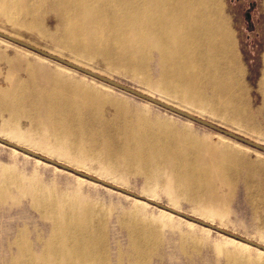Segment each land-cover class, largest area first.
<instances>
[{
    "label": "bare ground",
    "instance_id": "bare-ground-1",
    "mask_svg": "<svg viewBox=\"0 0 264 264\" xmlns=\"http://www.w3.org/2000/svg\"><path fill=\"white\" fill-rule=\"evenodd\" d=\"M0 18L14 28L10 35L0 32L21 41L23 31L41 36L53 44L46 51L62 58L66 51L89 60L101 59L109 69L125 72L152 93L145 94L155 97L159 93V100L169 105L167 100L173 101L183 111L208 112L254 133L264 126V68L259 82L262 106L255 108L242 84L245 73L237 39L222 0H0ZM51 18L58 23L55 34L48 29ZM0 42L35 55L39 62L50 61L67 73H77L5 39ZM8 47L0 49V61L9 67L6 87L0 88V135L14 141L27 137L31 142L29 134L35 128L45 140L79 153L88 147L97 150L100 157L111 160V171L121 167L147 179L168 172L170 196L180 194L204 210L210 208L203 204L214 203L221 217L232 208L238 183L249 196L257 194L264 201V163L232 150L216 154L214 147L204 148L198 139L179 133L170 124L144 115L135 119L119 104L115 115L107 118L105 98L98 91L61 71H47L23 57H7ZM24 120L29 121V128L24 127ZM41 177L38 169L27 173L0 164V209L13 210L25 199L49 225L47 236L38 233V226L33 231L25 225L8 237V257L3 264H114L113 260L152 264L165 245L166 234L178 231V246L186 255L188 248L199 251L206 244V237L185 233L180 224L177 227L171 218L175 214L161 209L171 217H148L146 206L150 204L133 198L138 206L123 210L116 220L127 232L129 246L118 250L114 259L107 231L117 209L86 194L82 183L63 190ZM252 230L264 240V222ZM234 241L242 245L241 253L230 251L225 244L213 245L226 264H264V251L258 249L259 256L252 257L245 252L252 246Z\"/></svg>",
    "mask_w": 264,
    "mask_h": 264
},
{
    "label": "rangeland",
    "instance_id": "rangeland-1",
    "mask_svg": "<svg viewBox=\"0 0 264 264\" xmlns=\"http://www.w3.org/2000/svg\"><path fill=\"white\" fill-rule=\"evenodd\" d=\"M222 2L225 5L227 15L231 21V27L233 26L232 29L235 31L234 33L237 39V53L240 57L239 59L245 73L242 79V82L244 83L242 84L246 86L248 96L250 100L253 101L254 107L259 108L262 106L259 82L262 79V71L264 68V0H222ZM0 20V30L8 32L7 34L9 35L12 34V32H14V28H12L13 26L1 18ZM53 20L54 19L52 18L49 19L47 24L50 32L55 34L57 33L58 23ZM22 33L24 42L31 45L34 44L33 46L45 51L46 49L48 50V48L53 47V44L50 41L45 40L41 36L36 34L32 35V33L28 31H23ZM8 46L0 42L1 50H5V48L8 47L7 57H23L28 61L43 65L47 71H61L65 73L67 77L72 78V80L85 83L93 90L98 91L105 98L104 106L107 118H112L115 115L116 104H119L124 109H127L130 115L135 119L144 115L152 121L170 124L175 127L179 133L188 134L198 139L201 142L200 145L204 148L210 149L209 146L214 147L216 154H221V151L225 149L232 150L251 161L264 163V154L222 137L210 129L189 122L183 117L172 114L156 105L149 104L136 97L121 93L114 89H106L104 88L106 86L102 85L104 86L102 87L100 83L94 82L91 79L86 80L78 73H67L66 71H63V69H59L57 65L50 61L39 62L38 57L35 55H28L23 49L15 45ZM62 56L68 61L79 62L86 67L98 71L97 73L130 88L141 92L143 91V93H150L138 80L127 75L125 72L109 69L101 59L89 60L66 51L62 53ZM77 59L79 61H76ZM35 67L42 71V69H40L41 67L38 65H35ZM8 69L9 67L6 61H0V88L2 86L6 87L4 78ZM153 71L155 73L154 67ZM22 74L23 73H21L20 77L25 79L26 76H22ZM153 95L155 96L154 98L158 100L161 98L159 93ZM167 101L170 102V105L175 104L173 101ZM189 113L264 146V131H261L264 130V126L262 129L254 133L243 129L242 127L233 125V123L226 121L225 118L211 115L208 112L190 108ZM23 125L25 128H29V121L24 120ZM99 128L102 131L101 125ZM30 133L32 134H29V137L32 139L31 142L27 137L21 141H14L0 135V139L21 146L55 162L62 163L72 169L114 184L146 199L168 206L193 218L220 227L245 239L264 245V240L258 238L256 233L252 230L253 227H257L264 222V201L261 202L262 199H259L257 194H252L250 197L242 183L236 184V197L233 199L234 202L232 208L230 206L231 209L229 208L228 210L229 213H226L224 214L225 216L223 215V217H221L219 216L217 207L214 206V203L203 204L210 208L209 210H204V208H200L198 205H193L180 194L176 197L170 196L168 191V188L170 187L168 184V172L147 179L144 175L130 173L121 167L115 168L114 171H111V160L109 158L104 159L103 157H100L97 150L95 151L91 147H88L87 151L79 153L73 147L69 149L67 145L57 144L54 140H45L41 133L35 128L30 131ZM0 164H2V166H17L19 169L24 170L27 173H33L35 169H38L42 176L41 178L45 180V183L51 185L56 184L58 188L63 190L75 187L78 183H82L86 194L89 193L93 198L104 202L109 207L114 206L117 209V212L113 215V223L109 224V229L107 231L108 242L110 245L108 249L113 254V258L115 259L118 250L125 251L129 246L127 232L118 227L116 220L123 210H131L138 206L133 197H128L127 195L116 191H110V189L102 185H92L90 181L78 179V175L68 173V171L63 172V169H57V167L50 165L49 163H38L34 157H27L23 152L15 153L12 150V147L2 143H0ZM139 200L147 202L145 199ZM12 209L13 210L10 211L7 210V208L0 209V264H3L8 257V237H13L21 227L23 228L26 225L31 229L33 228L32 230L34 231V227L38 226V233L43 236H47L48 234V223L42 221L37 213L31 209L28 200L24 199L23 204L17 205V208L14 207ZM146 209V216L148 217H159L160 215L171 217V215L160 211L161 209L154 207L153 205H147ZM171 218L177 227H179V224L182 226V230L185 233L188 232V234L198 236L199 238L206 237V244L205 246L200 247L199 251H196L198 249L188 248L189 255H186L178 246L177 240L179 237V231L174 234L168 232L166 234L165 245L156 253L152 264H226L224 257L218 256L215 252V245L225 244L229 247L230 251H235L236 253H241V250H244L242 245L220 233L213 230L210 231L211 233H208L206 227L192 225V223L179 219L176 216L174 217V215ZM108 221H111V216L108 217ZM35 236L36 235L33 234V237ZM245 252H248V255L250 254L252 257H258L260 254L258 249L252 247ZM262 260L264 262V257ZM113 261L114 264H117L115 260Z\"/></svg>",
    "mask_w": 264,
    "mask_h": 264
},
{
    "label": "water",
    "instance_id": "water-1",
    "mask_svg": "<svg viewBox=\"0 0 264 264\" xmlns=\"http://www.w3.org/2000/svg\"><path fill=\"white\" fill-rule=\"evenodd\" d=\"M0 38L5 39V40H7V41H9V42H11L13 44H16V45H18V46H20V47H22L24 49H27V50H29V51H31L33 53H36V54H38V55H40V56H42L44 58H47V59H49L51 61L56 62L58 64H61V65L65 66V67H67L69 69H72L73 71H75V72H77L79 74L87 76L88 78L94 79V80H96V81H98L100 83H103L104 85L112 87V88H114L117 91L123 92V93H125L127 95L136 97V98L141 99L143 101H146V102H148L150 104L156 105V106H158V107H160V108H162V109H164V110H166V111H168V112H170L172 114H175V115H178L180 117H183V118H185V119H187L189 121H192L195 124L203 126V127L207 128V129H210V130H212V131H214V132H216V133H218L220 135L226 136V137H228V138H230V139H232V140H234V141H236L238 143H241V144L246 145V146H248V147H250L252 149H255V150L259 151V152L264 153V146L263 145H261L259 143H256V142H254L252 140H249L247 138L241 137V136H239V135H237L235 133H232V132H230V131H228L226 129H223V128H221V127H219V126H217V125H215V124H213L211 122H208V121H206L204 119H201V118H199V117H197V116H195V115H193L191 113H188V112L183 111V110H181L179 108H176V107H174L172 105L164 103V102H162V101H160V100H158V99H156L154 97H151V96H149V95H147V94H145V93H143L141 91H138L136 89L130 88V87H128V86H126L124 84H121V83H119L117 81H114V80H112V79H110V78H108V77H106L104 75L96 73V72H94V71H92L90 69H87V68H85V67H83L81 65H78L76 63H73L71 61H68V60H66V59H64L62 57L56 56V55H54V54H52V53H50L48 51L42 50V49H40V48H38L36 46H33V45H31V44H29L27 42L18 40L16 38H13V37L5 34V33L0 32ZM0 143H3V144H5V145H7L9 147L17 149L18 151H21V152H23L25 154H28V155L34 157L35 159H39L41 161H44V162L49 163L51 165H54V166H56L59 169H63V170L68 171L70 173H74L75 175H78V176H80L82 178H85L87 180H90V181H93L95 183L101 184L104 187L113 189V190H115V191H117L119 193L128 195V196L136 198V199H145L147 201V203H149L150 205H153L154 207H158L159 209L165 210L167 212L175 214L176 216L182 217L183 219H185L187 221L196 223V224H198V225H200L202 227H206L208 229H211V230H213V231H215L217 233H220V234H222V235H224L226 237L232 238V239L237 240L239 242L248 244V245H250V246H252V247H254L256 249L264 251V245H261L259 243L254 242V241H251L249 239H245V238H243V237H241L239 235H236L234 233L226 231V230H224V229H222L220 227H217L215 225H212V224H209L207 222L201 221L199 219L193 218V217H191L189 215H186V214H184V213H182L180 211H176L175 209H172V208H170L168 206H164V205H162L160 203H157L155 201H151L149 199L141 197L140 195L132 193V192L126 190V189L117 187V186H115V185H113L111 183H108L106 181H103L101 179L93 177V176L88 175L86 173H83L81 171L72 169V168H70V167H68V166H66V165H64L62 163H58V162L50 160V159H48L46 157L40 156L37 153L29 151L28 149H25L23 147H20L18 145H15V144L10 143L8 141H5L3 139H0Z\"/></svg>",
    "mask_w": 264,
    "mask_h": 264
}]
</instances>
